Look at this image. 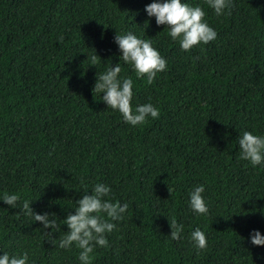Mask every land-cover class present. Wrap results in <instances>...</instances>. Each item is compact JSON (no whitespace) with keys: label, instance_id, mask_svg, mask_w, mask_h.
<instances>
[{"label":"trees","instance_id":"obj_1","mask_svg":"<svg viewBox=\"0 0 264 264\" xmlns=\"http://www.w3.org/2000/svg\"><path fill=\"white\" fill-rule=\"evenodd\" d=\"M187 2L217 35L183 52L144 12L151 0H0V194L63 219L91 185L108 184L129 207L91 264H264V246L247 239L264 235V167L239 160L236 143L244 130L264 134V0H231L221 16ZM129 30L166 60L151 84L118 59L113 37ZM118 62L133 79L130 103H153L158 118L130 126L93 91ZM197 184L208 212L194 216L186 201ZM172 217L183 225L176 240ZM196 227L199 251L188 239ZM40 228L19 201H0V251L79 264L76 248H55Z\"/></svg>","mask_w":264,"mask_h":264},{"label":"clouds","instance_id":"obj_2","mask_svg":"<svg viewBox=\"0 0 264 264\" xmlns=\"http://www.w3.org/2000/svg\"><path fill=\"white\" fill-rule=\"evenodd\" d=\"M207 7L215 15H227L231 7V0H205ZM144 12L148 17H154L157 26L164 25L167 37L178 43L179 49L188 52L194 46L202 48L208 42L215 40L216 31L209 26L204 19L205 11L199 3L192 5L187 0H151L144 6ZM122 61L135 74L137 79L143 78L151 84L157 73L166 70V60L153 46L152 39H145L132 31L116 32L113 37ZM97 56L92 57L95 62ZM193 59H197L194 57ZM121 64L106 67L96 74L93 91L103 93L99 95L108 109L120 114L122 121L130 126L142 125L148 118L156 119L159 109L151 102L130 103L133 98V79L129 75H120ZM238 158L246 161L252 167H264V134H255L248 130L239 133ZM91 194L81 195L75 203L71 202L72 212L63 219H58L54 212L37 213L30 207L31 200H21L17 193L0 194V201L15 208L19 201V210L32 222H39L42 233L58 249L76 248V259L79 264H91L94 248L108 246L107 234L113 232L117 223L124 218L128 203L111 199V187L103 182L91 185ZM168 191H170L168 189ZM204 185L197 184L187 193V207L194 216L207 214L208 204L205 197ZM87 193V191H85ZM169 222L171 239L180 238L183 225L178 223L175 217ZM64 225L66 231H61ZM48 231L45 233L44 230ZM53 233L59 236L52 238ZM188 239L199 251L206 247V237L199 228H194ZM248 242L253 246H264V235L259 230H252L248 236ZM0 264H35L29 260V252L0 251Z\"/></svg>","mask_w":264,"mask_h":264}]
</instances>
